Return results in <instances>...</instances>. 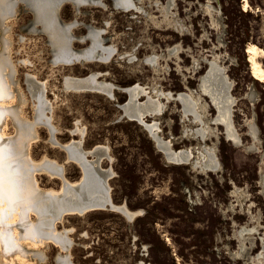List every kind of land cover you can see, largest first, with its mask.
<instances>
[{"label": "rangeland", "instance_id": "374dc122", "mask_svg": "<svg viewBox=\"0 0 264 264\" xmlns=\"http://www.w3.org/2000/svg\"><path fill=\"white\" fill-rule=\"evenodd\" d=\"M49 1L0 0V186L33 181L6 204L25 264H264V82L246 53L264 67V0H78L53 16ZM56 32L95 60L56 59ZM128 90L151 112L129 118ZM89 177L110 203L54 221L51 201Z\"/></svg>", "mask_w": 264, "mask_h": 264}, {"label": "bare ground", "instance_id": "6f19581e", "mask_svg": "<svg viewBox=\"0 0 264 264\" xmlns=\"http://www.w3.org/2000/svg\"><path fill=\"white\" fill-rule=\"evenodd\" d=\"M81 2H82V0H81ZM245 3H246V1H245ZM38 9H39V7H38ZM43 12H44V10H43ZM246 53L248 54V62L250 63V69H251L252 76H254L256 79L264 82V67H262L261 66L262 64L260 65V63L257 61V58H258V55H259L258 50L254 46L250 45L247 48V52ZM262 55H263V53H262ZM93 57H94V53L93 52H89L88 54L86 53L85 57L83 55H78V57H75V59H78V60H80V59L81 60H95V59H92ZM70 61H71V59L64 60V62H70ZM141 115H143V114H141ZM133 117H135V116H133ZM139 117L140 116H136L135 118L138 119ZM29 128H30L29 126L24 124L23 126H21L18 129V133L16 135L19 136L18 139H20V142L18 144L15 143L16 147L20 146L22 141L27 140L28 138L31 137L32 133L28 132ZM29 130H31V129H29ZM30 140H33V138H31ZM4 148H5V146H4ZM3 151L6 154L8 149L7 150H3ZM78 152L79 151L75 149L72 153H73L74 156L79 157L81 154L78 155ZM103 155L104 154H102V156ZM1 169H3V168H1ZM7 170H5V172ZM29 170L30 169L26 167L24 171L28 172ZM42 170L48 171L49 169H42ZM3 172L4 171H0V175ZM8 172H9V170L6 173H8ZM22 172H23V170H22ZM23 174H25V173H22V175ZM51 174H57V175L61 176L60 173L52 172ZM23 177H25V176H23ZM85 180H86V177H85ZM11 182L12 181L7 182V183H11ZM14 182H15V180H14ZM90 187H93V179L91 177H89L88 183L83 181L76 188L73 185L67 186L66 191L68 192V195L70 194L69 195L70 197L68 196L67 199H65L64 197H62V198L58 197L59 199H55V200H57V202L54 200V202L51 201V203H50L51 206H52V210L54 211L53 220L55 221V219H58L60 215H62L64 212H66L68 210H75V209L83 208V207H81V205L84 206L87 203V200H86L87 197L86 196L89 195L88 193L91 190V189H89ZM101 187H102V192L101 193L103 195V193L105 192V190L103 188V184H101ZM0 191H1L0 192V264H25L24 257L21 254H19V250L17 249L18 246H19V244H17L18 240H19V237H18V233L15 231L16 229H14V226H13L15 221H16L15 220L16 217H15V215H13V214L11 215L8 212V206H6V204L9 205V203L15 197L25 196L27 194H32L35 191V188L33 186L32 178L27 176V173H26V179H25V181L23 183H19V184L11 183L10 185H6V184L5 185H1L0 186ZM44 205H46V204H44ZM73 205H75V206H77L79 208H77V207H75ZM61 206H64V207H61ZM9 207H11V206H9ZM41 209L44 210L42 208V206H38V210L41 211ZM78 211H81V210H78Z\"/></svg>", "mask_w": 264, "mask_h": 264}, {"label": "water", "instance_id": "95a60500", "mask_svg": "<svg viewBox=\"0 0 264 264\" xmlns=\"http://www.w3.org/2000/svg\"><path fill=\"white\" fill-rule=\"evenodd\" d=\"M85 1H88V0H85ZM49 2H52L51 4H49V8H50V15L53 16V12L55 13L57 11V9L59 8V6H61L63 3H66V2H70L72 3L73 5H75L76 7H78L80 5V1L78 0H50ZM120 6L119 4V0H115V6ZM125 7V6H124ZM121 8V6H120ZM35 9V13L37 15V17L39 16L40 18H42V21L44 20L43 18V15L41 14V12H38V10L36 9V7L34 8ZM39 13V14H38ZM49 16V18L51 17ZM39 18V19H40ZM47 19V21L45 23H43L44 25V31L45 32H48V34H51V27L53 26V23H52V20L50 19ZM41 20V19H40ZM39 21V20H38ZM64 33H65V29H64ZM53 34V33H52ZM63 35L58 34V32H56L54 35H53V44L55 45V51L57 53H55V57L56 59L58 58H63V56H67V55H70V52L68 50V47H67V43L65 41L62 40V37ZM62 40V41H61ZM72 56H68L66 57L64 60H68V59H71L70 62H63V63H66V64H71L73 62H77L79 61L78 59H75V58H71ZM81 81H85L87 82V84H89V82L92 83L93 81V84L94 83V80L92 78H88V79H85V80H81ZM79 89H85L84 87L82 86H79ZM95 89V88H94ZM99 90V89H97ZM128 102L123 106V109L125 111V113L127 114V116H129V118H134V117H130L131 116H141V118L143 116H146L147 113L146 112H151V111H148L146 107L144 106H139V105H136L135 102H136V98H137V95L140 94V93H137V90H128ZM184 98V95L182 96ZM186 98H184L186 101H188V104L191 106V108H193L194 104L191 102V100L185 96ZM160 110H157V107L154 106V112H159ZM143 112V113H142ZM143 114V115H141ZM170 157V160H175L176 161V155L174 156V158H172L173 155H170L169 152L167 153ZM95 164H98V161L96 160ZM88 166V165H84V168ZM93 169L97 170L95 168V166H93L92 163H90V165ZM85 170V169H84ZM97 172L99 174H101L98 170ZM103 173V172H102ZM101 176L103 177L104 174H101ZM85 177H86V171H85ZM105 179V177L103 178ZM83 185V184H82ZM104 189L106 190L107 192V189L105 188V183H104ZM89 195L87 196V203H86V206H83V208L81 209V212H84V210L87 212V211H92V210H100V209H104L106 204H109V200H108V194L102 196V195H98V197L96 196V192L91 190L89 193ZM61 207H64V206H61ZM116 210L118 211H121L123 212L128 220H132L133 217H135L136 215L138 214H135V213H129L127 211H125V209L123 208H115Z\"/></svg>", "mask_w": 264, "mask_h": 264}]
</instances>
